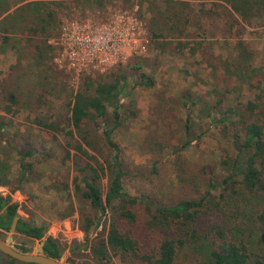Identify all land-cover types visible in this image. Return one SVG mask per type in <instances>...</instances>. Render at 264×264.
<instances>
[{
    "label": "trees",
    "instance_id": "trees-1",
    "mask_svg": "<svg viewBox=\"0 0 264 264\" xmlns=\"http://www.w3.org/2000/svg\"><path fill=\"white\" fill-rule=\"evenodd\" d=\"M221 1L230 7L217 3L210 12L222 13L227 18L228 29L234 38L240 37L235 26L241 22L233 11L246 20L248 12L250 14L257 6L264 7V0ZM153 2L154 5L158 4ZM16 3L9 4L8 0H0L1 41L10 39L2 34L19 31L26 21V13L31 10L44 12L37 21L40 22L41 30L44 29L41 23L48 22L54 16L49 4L56 2L46 4L34 1L13 9ZM157 11L160 18L169 25L173 36L186 37L193 27L195 8L191 2H164L157 5ZM201 12L204 15L208 13L203 10ZM33 32L37 34V28H33ZM152 33L157 48L163 49L165 40L160 39H164L165 34ZM191 42L194 43L191 40H180L171 48L176 51L182 46L183 54L189 50L190 54L210 66L211 74L218 75L219 70L225 67L222 59L208 51L206 40H198L188 49ZM0 45L3 43L0 42ZM34 48L40 58L45 57L40 43H36ZM243 50L245 51L244 48ZM129 70L128 73L123 70L119 73L111 72L107 76H86L82 86L72 94L67 103L65 120L54 122L39 115L35 118V123L50 137L57 139L56 134L64 132L70 138L64 147V160L74 158L76 175L72 184L60 177L54 180V186L66 193V204L63 206L66 210L62 217H69L76 210L74 196L80 205L78 228L85 233L86 241L84 244L71 246V252L89 249L98 264H110L112 254L128 264H264V69H254L256 74L246 83L249 91L247 98L242 93V86L237 85L227 86L209 104L205 99L200 101L209 121L204 133L212 132L213 136L218 133L220 142L232 140L235 146H240L247 154L243 158L223 155L219 164H204L201 170L208 179L199 197L185 198L166 205L156 204L146 196L132 194L125 184L129 172L116 132L126 119L125 113L136 116L137 110L132 107L133 102L124 105L121 96L128 93V77L148 89L155 87L154 78L143 70V64L137 63ZM256 75L259 76L260 85L255 83ZM224 77L228 81L233 79L228 71L224 73ZM234 91L237 93L236 98L230 101ZM131 94L132 92L127 96ZM157 94L156 102H160ZM179 97L182 99L181 106L186 110L187 136L186 142L178 150L181 151L187 149L193 140L190 131L192 107H197L199 100L194 99L186 90ZM7 102L11 105L18 103L13 92H9ZM159 106L160 103L156 108ZM13 110L15 112L14 108ZM9 111L13 113L12 108ZM176 115L166 109L163 117L174 122ZM63 122L65 125L61 126ZM91 123L94 130L101 133L100 138L88 128ZM0 125L3 126V123ZM163 126L165 128L161 126L160 129L149 130L145 138L149 153L152 154L154 171L160 160V153L174 136L169 135V124ZM222 148L228 150L226 146ZM17 151L23 157L32 155L31 150L25 153L20 149ZM30 165L20 162L22 178L27 179ZM219 168L225 172L221 179L218 177ZM1 170L0 167V173ZM5 179L0 176V186L8 185ZM105 179L107 187L104 193ZM20 206L10 195H0V229L11 231L13 222L18 217L17 234L30 240L44 241V254L68 263L64 255L65 243L48 235L49 223L44 220L39 222L32 212L29 218L23 217L19 214ZM94 231L97 235L91 238ZM18 249L31 252L25 246ZM9 258L8 264H17V260Z\"/></svg>",
    "mask_w": 264,
    "mask_h": 264
},
{
    "label": "rangeland",
    "instance_id": "rangeland-1",
    "mask_svg": "<svg viewBox=\"0 0 264 264\" xmlns=\"http://www.w3.org/2000/svg\"><path fill=\"white\" fill-rule=\"evenodd\" d=\"M34 1L46 4L56 2L49 4L54 16L47 20L48 22L41 23L44 29L41 30L40 22H37L44 12L31 10L26 13L27 17H24L26 21L20 29L18 27L19 31L2 34L10 39L0 40L3 43L0 48L6 50L8 48L15 60L9 64L10 53H6V50L0 54V122L3 123L6 118L13 120L10 128L5 129L0 125L2 169L0 176L6 178L8 183L0 186L5 188L0 189V195H10L14 202L20 203L19 214L23 217L29 218L32 212L39 222L47 221L48 235L57 237L65 243L64 255L68 263L98 264L89 249L71 252V246L84 244L86 241L85 233L78 228L80 205L74 196L76 210L69 217H62L66 210L63 207L66 204V193L54 186V180L60 177L72 184L76 175L74 158L64 160V147L70 138L64 132H58L57 139L50 137L35 123L36 116H45L54 122L63 121L68 113L67 103L71 100L72 94L82 86L86 76H107L108 73H119L120 70L128 73L131 66L143 64V70L154 78L155 87L148 89L138 85L137 80L128 77L127 92L132 94L127 96L128 93L125 92L121 96L124 105L133 102L132 107L137 110L136 116L125 113L126 119L121 129L116 132V137L123 147V159L129 172L125 184L132 194L146 196L156 204L166 205L185 198H197L200 192L204 191L208 179L201 170L204 164H219L223 155L243 158L247 154L240 146H235L232 140L220 142L218 133L214 135L215 137L212 132L204 133L209 121L200 101L205 99L207 104L211 103L227 86H242V93H245L246 98L249 96L246 83L256 74L255 68L264 69V7L257 6L250 14L248 12L246 20L233 11L241 22L235 26L240 32V37L234 38L228 29L227 18L222 13L210 12L217 3L229 6L221 0H8L9 4L17 2L13 9ZM153 1L161 5L168 1H188L193 4L195 18L193 27L189 29L186 37L173 36L169 25L158 14V4L154 5ZM201 10L208 12L207 15ZM119 12H129L144 23L148 39L144 52L133 54L105 72L90 71L77 75L72 70L59 66L57 57L60 49L56 40L64 23L86 19L107 22ZM33 28H37V34L33 32ZM152 31L164 33L165 38L160 40H165L169 45L163 41V49L157 48ZM180 40L182 42L191 40L194 43L206 40L205 46L208 47V51L220 57L225 67L219 70L218 75L211 74L207 63L190 54L188 49L192 48L194 43L191 42L185 54L182 46L176 51L171 48ZM36 43H40L44 48V58L38 56L34 48ZM226 71L232 75L231 81L225 79ZM254 78L255 83L260 85L259 76L256 75ZM185 90L194 99H198L199 103L197 107H192L190 131L193 140L187 149L178 151L187 137L186 110L181 106L182 99L179 97ZM9 92L16 95L17 104L11 105L7 102ZM156 94L159 95L160 102H156ZM236 95L234 91L230 101L235 100ZM159 103L160 106L156 108ZM4 107L12 108L13 113L3 114ZM166 109L177 114L174 122L163 117ZM167 124L169 135L174 136L160 153V160L154 171L152 154L149 153L145 138L149 130L165 128L163 125ZM63 125L64 122L61 126ZM88 128L93 134L101 137V133L94 130L92 123ZM222 146H226L228 150H223ZM19 149L22 153L31 150L32 155L23 157L18 153ZM89 150L94 153L92 149ZM21 161L31 164L27 171V179L22 178ZM224 173L221 168L218 169L220 179ZM106 187L105 179L104 193ZM71 189L74 192L73 185ZM105 222L104 219L103 224ZM96 233L92 232L91 238L96 236ZM0 237L6 241L10 239L11 244L17 249L25 246L34 251L41 244L38 240H30L16 232L1 229ZM9 262L10 258L0 251V264ZM17 264L34 263L17 261ZM110 264L128 263L112 254Z\"/></svg>",
    "mask_w": 264,
    "mask_h": 264
},
{
    "label": "built area",
    "instance_id": "built-area-1",
    "mask_svg": "<svg viewBox=\"0 0 264 264\" xmlns=\"http://www.w3.org/2000/svg\"><path fill=\"white\" fill-rule=\"evenodd\" d=\"M146 36L144 23L129 12H119L107 22L69 21L63 24L56 40L60 49L57 63L77 75L105 72L133 54L144 52Z\"/></svg>",
    "mask_w": 264,
    "mask_h": 264
},
{
    "label": "water",
    "instance_id": "water-1",
    "mask_svg": "<svg viewBox=\"0 0 264 264\" xmlns=\"http://www.w3.org/2000/svg\"><path fill=\"white\" fill-rule=\"evenodd\" d=\"M18 221V217L15 218L11 232H16V224ZM44 246V241L39 244L34 251L31 252H23L17 248H15L11 244V240L7 241L0 237V251L6 254L7 256L24 263H34V264H70L67 262H63L62 260L52 258L42 252Z\"/></svg>",
    "mask_w": 264,
    "mask_h": 264
},
{
    "label": "crops",
    "instance_id": "crops-1",
    "mask_svg": "<svg viewBox=\"0 0 264 264\" xmlns=\"http://www.w3.org/2000/svg\"><path fill=\"white\" fill-rule=\"evenodd\" d=\"M6 50V48H1V50H0V54L1 53H3L2 51H5ZM10 50H8V48H7V50H6V53L8 52V53H10L9 52ZM10 58H8V60L10 61L9 62V64H11V63H14L15 62V60H14V58H13V56L11 55V53H10ZM12 57V58H11ZM3 114H6V113H8V114H10L11 112L9 111V109H7V107L5 108H3ZM11 115V114H10ZM2 117V116H1ZM11 121H13V120H10V119H8V118H6L5 119V121L3 122V126L2 127H4L5 129L6 128H10V127H12V123H11ZM1 123V122H0ZM1 190L2 189H4V188H0Z\"/></svg>",
    "mask_w": 264,
    "mask_h": 264
}]
</instances>
